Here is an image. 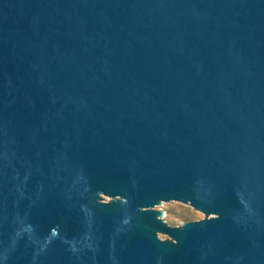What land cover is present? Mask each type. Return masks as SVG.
I'll use <instances>...</instances> for the list:
<instances>
[{
  "label": "water",
  "instance_id": "obj_1",
  "mask_svg": "<svg viewBox=\"0 0 264 264\" xmlns=\"http://www.w3.org/2000/svg\"><path fill=\"white\" fill-rule=\"evenodd\" d=\"M0 264H264V0H0Z\"/></svg>",
  "mask_w": 264,
  "mask_h": 264
},
{
  "label": "rangeland",
  "instance_id": "obj_2",
  "mask_svg": "<svg viewBox=\"0 0 264 264\" xmlns=\"http://www.w3.org/2000/svg\"><path fill=\"white\" fill-rule=\"evenodd\" d=\"M164 220L173 227H182L186 222L208 217L193 205L177 203L163 206Z\"/></svg>",
  "mask_w": 264,
  "mask_h": 264
}]
</instances>
